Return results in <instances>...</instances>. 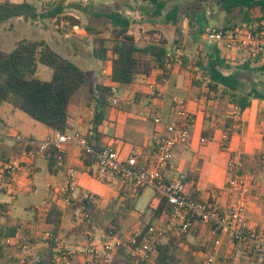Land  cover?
I'll return each instance as SVG.
<instances>
[{"label":"trees","instance_id":"16d2710c","mask_svg":"<svg viewBox=\"0 0 264 264\" xmlns=\"http://www.w3.org/2000/svg\"><path fill=\"white\" fill-rule=\"evenodd\" d=\"M135 1L145 4L140 7V10L146 19L140 22H146L149 26L161 23L175 28L174 33L177 39L174 41L173 50L167 49L166 41L162 38L152 43H137L128 33L131 22H135L134 19L118 8L108 7L98 11L96 9L89 14L85 7L79 5L74 7L87 16L92 15L95 19H103L104 24L109 25V29L105 31L106 34L93 25L82 26L75 17L66 16L65 20L72 28L79 27L85 32L92 46L90 56L93 59L100 62L110 60V79L115 85L132 84L138 77H148L155 70L162 72V75L158 77L160 80L167 71L166 64L175 56L182 60V67L195 68L200 74L199 83H206V96L213 99L217 110L223 113L229 107L230 111L236 108L238 112L236 118L230 116L226 120L229 129L226 136L228 138L232 130H236L239 115L250 106L251 100H264V59L260 56L239 58L230 56L223 46L209 47L201 51L195 59L181 53L177 55L180 49L179 43L182 40L179 21L182 15H187L190 27L196 25L197 32L202 34L208 24L204 6L214 5L229 17L216 27L218 31L227 33L236 27L244 30L252 27L255 31H262L264 30V0H191L185 7L180 4V0ZM47 5L40 10L31 2L5 0L0 2V23L12 18H23L31 23L50 19L58 20L63 12L62 3ZM38 63L52 70L50 80L44 81L35 77ZM88 82L89 77L85 71L54 51L44 40L24 39L18 41L11 51H0V105L8 103L32 120L59 134H67L70 101ZM114 95L110 87L97 84L93 89V96L88 101L89 105L92 99L95 100L91 118L92 127L90 133L85 135L92 152L81 153V158L84 168L93 177L95 155L105 147L101 144L102 135L98 132V127L102 124L105 110L110 107ZM209 122L210 118L206 117L204 125L206 128L201 132L202 142L212 137ZM44 154L49 156L50 161L58 156V152L53 149ZM2 163L3 160L0 159V164ZM241 171L244 172L242 166ZM184 177L193 180L188 175ZM116 181H119V176H116ZM142 189L134 186L133 177H128L121 182L118 197L107 204L110 218L103 229L106 235L114 237L120 234L125 219L130 213L136 211L138 196ZM76 195V203L64 210L71 215V225L68 229H61L63 210L57 203H53L43 215V222L54 236L63 232L65 240L91 242L94 240L97 198L91 195L88 199H82L80 190ZM188 196L192 198L193 193ZM168 209L165 198L160 199L156 209H150L147 206L137 219L135 225L137 230L132 229L135 244L130 241L121 244L110 264H150L146 261L135 263L132 253L143 243L148 228L156 222L163 211ZM19 229L18 223L11 226L0 225V237L15 238ZM200 232L199 225H196L181 239L169 235L167 240L156 242L151 264H196V255L206 250V247L198 242ZM26 234L24 236H27ZM46 242L48 248L34 256H28L25 264H49L54 243ZM25 243L30 247L33 241L29 239ZM4 251L5 249L0 250V258L4 256Z\"/></svg>","mask_w":264,"mask_h":264},{"label":"crops","instance_id":"0c3cea01","mask_svg":"<svg viewBox=\"0 0 264 264\" xmlns=\"http://www.w3.org/2000/svg\"><path fill=\"white\" fill-rule=\"evenodd\" d=\"M123 9L125 15L130 16L131 8L126 7ZM137 17L141 18L140 16ZM182 27L184 28V24H182ZM149 32H153V34H149ZM170 32L174 33L175 28L161 23L149 26L146 22L135 21L131 22L128 28V33L139 44L156 42L162 38L166 41L167 49L173 50L175 46L174 43L172 45V39L170 40L173 33ZM183 47L184 45L180 46V48ZM178 52L177 55H180V52L185 54L182 49H179ZM227 52L228 55L230 52L232 56L238 58L247 57L242 52ZM90 58L92 57L90 56ZM66 59L78 63L73 58ZM178 59V56H175L168 61L166 64L167 71L160 80L158 77L162 75V72L155 70L150 76L138 77L129 85L113 84L110 79V60L101 62L102 66L97 70V74L94 67L90 69L78 63L83 67V71L86 69L87 72H85L89 77V82L70 101L67 135L85 136L90 133L95 100L92 99L89 105L88 101L93 96V89L97 84L110 87L115 95L111 100L110 107L105 110V118L102 124L98 127V132L102 135L101 144L115 150L121 162H126L132 151L135 152L138 163L137 168L147 169L153 164L151 154L158 144L162 126L173 119L172 107L174 106V100H181L193 118L190 128V140L186 145H178L173 149L172 158L164 173L165 177L167 179L180 178L185 184L187 196L193 193L192 198H209L227 211L230 208V198L225 190L229 176L228 163L232 159L241 160L244 172L252 178L253 198L246 209V218L250 224L264 227V100L252 99L250 106L240 113L239 124L235 126L236 130H232V133L226 138L229 130L226 120L231 116L229 107L225 112L220 113L213 99L206 96V83H199L200 74L193 67H182V60ZM156 117L161 119V125L153 121ZM206 117L210 118L208 126L212 131V137L202 142L201 132L206 128L204 126ZM17 134L27 137L26 139L43 141L49 137H54L58 133L46 128L43 137L39 138L40 140L32 135L25 136L20 132H15V135ZM7 139L11 140L12 147L8 152H5L1 148L5 146ZM24 150L28 154L27 159L32 161L35 166L31 190H27V185L23 181L14 196H9L0 191V225L11 226L18 223L20 227L19 233L13 241L15 244H20L17 248L18 251L9 253L7 250L9 248H7L3 253V255H8L10 261L14 259L17 261L16 258L19 257V252L34 256L48 248V243L43 239L44 231L49 230L43 222V215L48 210L45 213H39L36 208L48 196L51 189L62 185L68 169L72 168L75 171V178L79 186L78 190L81 192L88 191L97 198L98 209L100 205L105 204L107 206L110 200L116 199L121 186L120 181L106 183L89 175L83 165L81 150L75 145H66L63 148L60 162L57 158L50 161L48 160L49 156L41 152L31 151L29 153L27 151L29 149L16 142L14 137L6 135L0 127V159L3 162L21 157ZM43 169L45 174L44 177L40 178L38 175L41 174ZM184 175L190 176L193 180L186 179ZM36 192H39L40 195L33 200L27 198L26 205L23 207L25 215L18 216L15 208L18 198L30 194L35 195ZM159 201V198L151 189L143 188L138 196L136 211L132 213L140 216V213L147 206L150 209H156ZM141 206H143L142 209H140ZM60 208L63 210L61 229H68L71 225V217H69L68 225L65 226L64 221L67 213L64 210L67 208L61 206ZM139 216H137V219ZM199 229L201 232L198 242L201 246L206 247V250L196 255V264H203L208 257L213 260L211 264H264V254L255 251L244 254L239 246L233 245L228 235L221 233H217L220 244L216 246L214 236L207 227L200 224ZM25 233H27V236H24ZM103 236V239L100 240H118L124 244L126 241L132 240L133 231L131 229L128 238L122 237L121 232L114 237H109L105 233ZM57 237L63 242L66 241L61 239V233ZM2 238L4 237H0V240ZM29 239L33 241L30 247L25 243ZM88 243V241L78 243L76 240L71 245L84 248ZM23 245H26L27 248L23 249Z\"/></svg>","mask_w":264,"mask_h":264},{"label":"built area","instance_id":"2783aa9c","mask_svg":"<svg viewBox=\"0 0 264 264\" xmlns=\"http://www.w3.org/2000/svg\"><path fill=\"white\" fill-rule=\"evenodd\" d=\"M206 46H223L228 51L242 52L249 57L260 56L264 59V30L255 31L252 27L235 29L223 33L215 28H207L203 35ZM180 60V59H178ZM173 119L162 126V133L158 144L151 154L153 164L149 168H137L135 152L132 151L126 162L118 159V154L110 147H103L95 155L93 167L94 177L111 183L123 182L128 177L134 178V186L151 189L159 198H165L169 209L163 211L161 217L148 228L141 246L134 249L132 256L134 262L146 261L152 263L153 248L156 242L165 241L172 235L177 239L183 238L196 225H204L214 236V244H220L217 233L228 235L233 245L239 246L244 254L251 251L264 254V227H258L249 223L245 212L253 198L252 178L248 173L241 171L239 159H232L228 163V180L225 190L230 198L229 210L222 209L209 198H189L186 194L185 184L181 179H167L164 175L167 165L172 158L173 149L178 145H186L190 140V128L193 118L186 110L183 101L174 100L172 107ZM231 116L236 118V108L231 111ZM154 122L161 125L162 121L156 117ZM14 140L24 147L29 153L38 151L48 153L53 149L58 152L57 160H62L63 148L66 145H75L80 148L82 154L92 152L86 136L67 134H56L43 141H35L23 138L20 134L14 136ZM24 150L21 157L4 161L0 164V191L9 196L17 193V188L23 181L27 190H31L32 175L35 166L27 159ZM79 189L75 178L74 169H68L62 185L51 189L36 210L45 213L53 203L67 208L76 202V193ZM82 199H88L91 194L88 191L81 192ZM87 217V215H84ZM216 238V239H215ZM14 239L4 237L0 240V250L7 249L14 244ZM43 239L54 243L53 255L49 264H110L112 257L116 254L122 242L118 240L103 241L93 240L84 248L66 244L50 230L44 231ZM135 244V238L130 241ZM23 249L27 246L23 245ZM212 258L208 257L203 264H211Z\"/></svg>","mask_w":264,"mask_h":264},{"label":"rangeland","instance_id":"374dc122","mask_svg":"<svg viewBox=\"0 0 264 264\" xmlns=\"http://www.w3.org/2000/svg\"><path fill=\"white\" fill-rule=\"evenodd\" d=\"M5 0H0L3 2ZM12 2H22L27 1L34 3L38 9H42L43 6H48L47 4L56 5L57 3H62L63 12L57 19H50L44 21H38L36 23H31L29 21L24 20L23 18H12L0 23V51L9 52L11 51L15 44L20 40H44L48 43V45L56 51L58 54L64 56L65 58H73L79 64L87 66L90 69L99 70L102 66L100 61L90 58L89 54L91 52V43L90 40H87L85 33L80 30L79 27H71L69 22L65 20L66 16L77 17L82 26L93 25L102 31L109 29V25L104 24L103 19H95L92 15L87 16L80 10L74 8L76 5L87 8L88 13L90 14L92 11L96 10H104L108 7L110 8H118V10L125 12L123 8L129 7L131 8L130 17L134 19V21H144L145 16L141 12L140 7L145 5L139 1L135 0H10ZM191 0H180V4L185 7ZM170 7V5H169ZM206 9L205 18L207 20V28H215L220 26L222 22L229 19L225 15L224 12H220L214 5L209 7V5L204 6ZM140 16L141 18H138ZM187 15H182L179 21V25L182 29V40L179 43L180 46L184 45L182 51L188 55L190 58L198 57L201 51H205L208 46L203 42L202 34H199L196 29V25L190 27L189 19L186 17ZM145 23V22H144ZM184 24V28L182 27ZM204 30V31H205ZM173 33V32H170ZM106 34V33H105ZM65 35H68L67 37ZM172 39V40H171ZM175 33H173V37L170 38L172 45L176 40ZM174 48V47H173ZM179 53V52H178ZM181 53V52H180ZM229 55L232 54L229 52ZM179 58V57H178ZM71 60V59H70ZM77 66L81 67L75 61H72ZM84 70V69H83ZM86 71V69H85ZM87 72V71H86ZM52 70L40 63L37 65V70L35 73V77L48 81L51 79ZM81 90L78 92L80 93ZM77 93V94H78ZM0 127L4 130L6 135H10V137H14L15 132H20L25 136L32 135L37 140L42 138L46 127L42 124L32 120L25 113L21 112L13 108L10 104L4 103L0 105ZM27 138V137H23ZM12 147V143L10 139L5 141V146L1 148L2 151L8 152ZM45 170L43 169L41 174L39 173V177H44ZM40 195L39 192H36L35 195L21 196L18 198V201L15 203L16 214L18 216H24V206L26 205L27 198L34 199ZM3 199V197H1ZM143 206L140 207L142 209ZM67 217L65 218L64 224L68 225L71 215L67 213ZM137 214H130L122 224L121 236L124 238H128L131 234V229H135V225L137 222ZM110 218V212L107 209L105 204L100 205L99 209L95 212L94 221V238L96 240L103 239L104 235V227L107 225L108 220ZM64 226V227H65ZM65 235L61 232V239L65 240ZM106 239V238H105ZM78 243L83 241L77 240ZM76 241L74 239L66 240V244H74ZM84 243V242H83ZM20 246L19 243H14L12 247H8V252H17V248ZM19 257L13 261H10L8 255H4L0 258V264H25L27 254H23L19 252Z\"/></svg>","mask_w":264,"mask_h":264}]
</instances>
